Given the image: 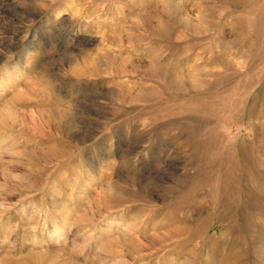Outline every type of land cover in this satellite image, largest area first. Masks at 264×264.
I'll list each match as a JSON object with an SVG mask.
<instances>
[{"label": "rangeland", "instance_id": "1", "mask_svg": "<svg viewBox=\"0 0 264 264\" xmlns=\"http://www.w3.org/2000/svg\"><path fill=\"white\" fill-rule=\"evenodd\" d=\"M0 264H264V0H0Z\"/></svg>", "mask_w": 264, "mask_h": 264}]
</instances>
